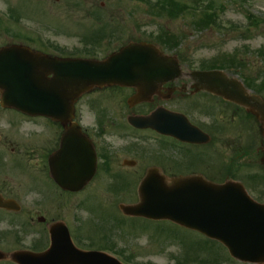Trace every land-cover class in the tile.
<instances>
[{"label": "rangeland", "instance_id": "374dc122", "mask_svg": "<svg viewBox=\"0 0 264 264\" xmlns=\"http://www.w3.org/2000/svg\"><path fill=\"white\" fill-rule=\"evenodd\" d=\"M170 1L174 3L171 4ZM183 1H187L188 4L193 2V0H149V2L146 0H0V13H7L14 20L20 21L17 28L5 24L0 26V46L22 43L51 55V51L43 49L51 45L57 47L65 56L89 58V52H84L90 51V55L101 59L131 42L157 41L170 55L178 49L177 54L182 59L181 64L186 73L192 70L234 66L237 72L230 73L231 76L241 80L239 74H242L247 79L256 81L254 87L257 90L264 91V0H194L197 3L194 4L196 8L214 10L215 15L212 16L209 24L207 19L210 17L198 18L192 16V12L176 14L179 6L184 7ZM156 4L164 5L168 13L159 6L155 9ZM130 95L129 90L120 89L85 96L79 102V108L83 107L82 123L92 131L98 130L100 122H106L104 118H100L98 110H104L107 120L123 124L122 121H126V116L131 110L138 112L142 108L127 107ZM96 103H99L98 109H95ZM174 108L187 116L190 115L199 124L202 123L201 111L204 107L200 104L180 102L176 103ZM12 118L21 117L15 112L0 109V147L19 154L0 155V177L4 172L11 173L10 177L13 180L9 177L7 184L8 189L11 188L15 195L21 194L27 200L41 199L39 195L44 193L42 185L39 179L34 178L40 175L39 172L42 173L40 171L44 165L42 157L47 156L41 155L43 149L48 153L55 150L60 132L51 129L48 133L35 123L34 125L23 123L18 130L24 136L21 137L23 139H19L8 132L14 130L12 124L15 122L9 121ZM224 124L226 131L221 134L222 138L215 139V142L221 145L225 172L230 171L228 169L232 162L237 165L242 164L244 172L238 174V180L247 186L255 200L264 203V183H259L262 178L260 176H255L253 180L249 178L250 173L262 175V172L259 169L255 170V165L249 164L248 159H241L244 152L251 150V144H245L242 137L243 128L239 126L238 118L231 119L230 114L225 113ZM35 132L38 136L42 134V137L32 138V133ZM107 135L114 142L118 134L111 131V134L107 133ZM144 146L153 154L158 149L153 141L146 142ZM187 151L180 152L181 155H185L187 164L202 167L205 159L197 152ZM0 154H2L1 150ZM111 158L112 170L118 172L115 183H112V178L107 176V172H100L83 192L64 195L53 191L56 192V196L51 195L48 198L49 208L52 206L55 208L57 202L64 205L66 217L69 215V210L72 211L73 207L75 210L76 207L75 214L78 216L79 224L71 228V232L81 244L94 251L106 247L121 249L127 258L133 260V264L145 262L188 264L189 259L192 261L189 264H249L232 259L227 250L217 242L169 221H153L122 215L115 203L117 205L138 203V186L146 173L142 165L153 161H150L148 155L140 154L111 155ZM124 159L137 161V167L123 166ZM171 162L178 167L174 161ZM181 175L186 176L191 173L174 172L172 176ZM40 177L42 178L41 175ZM252 181L258 185H254ZM1 182L0 179V184ZM45 183L43 187L46 192L53 189L50 184ZM110 183H112L111 190L116 194L108 188ZM29 184H33L40 194L25 193L24 190ZM43 195L45 197V194ZM42 212L43 210L40 213ZM1 223L0 234L10 233H7L8 237L5 236L3 240L0 238V251L5 254L22 250L24 246H31L34 242L43 239L40 225L28 228V231L24 232L22 227L9 225L5 221ZM15 234L21 238L20 242L14 243L11 239ZM0 264L12 263L1 261Z\"/></svg>", "mask_w": 264, "mask_h": 264}, {"label": "water", "instance_id": "95a60500", "mask_svg": "<svg viewBox=\"0 0 264 264\" xmlns=\"http://www.w3.org/2000/svg\"><path fill=\"white\" fill-rule=\"evenodd\" d=\"M3 52L0 51V56ZM4 55L17 58L12 63L15 75L0 77L3 103L62 122L72 119L75 101L95 88L135 87L141 91L138 99L146 100L153 92L154 83L165 81L169 74L174 78L180 72L174 57L165 56L156 47L145 43L131 44L102 62L50 59L22 47L7 49ZM3 65L9 70L10 63L0 61V69ZM231 84L224 81L225 94L242 103L238 92L227 90ZM171 116L170 120L183 119L180 115ZM155 118L156 115L151 119H137L134 124L141 127V124L155 122ZM69 133L64 135L57 155H73L75 144L72 138L76 137L81 141L80 144L76 142L77 160V155L89 152L90 146L77 130L76 136ZM186 133L181 129L174 131L180 138ZM55 158L50 160L52 176L64 189L79 191L94 176V166H87L83 171L77 163L76 168L82 172L76 170V176H61L54 167ZM140 196L139 205L123 208L126 214L173 220L222 242L240 261L264 264V206L253 202L241 185L216 186L200 177H189L174 180L171 186H167L152 170L141 185ZM3 258L4 255L0 254V259ZM11 259L18 264H118L106 256L78 250L62 257L51 251L40 255L15 253Z\"/></svg>", "mask_w": 264, "mask_h": 264}, {"label": "flooded vegetation", "instance_id": "af4514ba", "mask_svg": "<svg viewBox=\"0 0 264 264\" xmlns=\"http://www.w3.org/2000/svg\"><path fill=\"white\" fill-rule=\"evenodd\" d=\"M7 45L10 46L9 44ZM2 47L4 46H0V49ZM196 82L197 80L194 79L192 74H187L186 76H181L179 79L173 82L166 83L162 88L159 89L151 104L141 108V110H138V112L131 110V112L126 116V121H122L123 124L121 125L120 122L107 120L106 112L104 110H98L100 118H104L106 122H100V128L98 130H84V133L91 139L98 155L97 174L98 172H107V176L115 177L117 175L118 172H116L114 169L112 170L111 167V155L140 154L148 155V157H150V161H153L149 163L145 162L144 165H142V167L146 169L145 174H147V170L149 168L157 167L161 170L162 174L166 176H172L174 172H190L192 175L204 176L208 181L213 183L234 180L232 177H237V173L234 170V162H232L230 165L232 166V169H230V171L226 174L224 157L220 150L221 145H218L219 143H216L215 139L222 138L221 134L225 132L224 114H230L231 119L238 118L240 127L243 128L242 137H244L245 144H251V150L245 153H247V155H256L257 146L256 143L253 142L254 136L251 129H248L245 126L247 121L255 123V119H252L246 110H241V108L225 102L222 98L210 92L207 88V82H203V85L206 87L204 88L205 90H203L201 93L196 92ZM131 94H134V92L131 91ZM180 102H189L192 105L200 104L202 107H204V109L201 111V116H203L201 124H199L196 120H193L191 116L188 115V117H190L189 120L191 124L198 127L204 134L208 136L206 139L204 137L199 138L202 141V143L199 145L181 143L174 138L160 135L154 130H139L131 127L128 124V117L130 116H148L161 108L173 112H180L174 108L176 103ZM97 104L99 103L95 104V109H98ZM136 107H139V105L135 106L133 109H136ZM82 114L83 110L81 111V115ZM42 121L46 125H49L50 123L47 119H43ZM69 125L70 124H68V126ZM65 128L66 127L62 123L53 128L54 131L57 130L60 132L59 141L55 146V150L48 153L43 149V153L41 154L47 156L42 157L44 165L40 170L42 173L39 172V174L42 176V181L49 183L51 187H53L54 191L58 190V186L50 178L49 159L59 149L61 136L64 134ZM111 131L118 134L116 141L114 142L110 140L107 135V133L111 134ZM244 134L246 136H244ZM261 135L264 139L263 129H261ZM149 141H153L158 146V149L157 151L155 150L154 154L149 151V148L144 146V144ZM177 147L180 148V152L186 150H188L187 152L190 153L193 151L197 152L202 158L205 159V163L202 167H193L188 165L185 155H181V153L177 151ZM259 151L264 152V141L260 142ZM16 155L19 154L17 153ZM124 160L123 166L126 167V164L128 165L129 161L126 159ZM171 161H174L178 167ZM260 162L264 164V157L260 158ZM132 163L134 164L131 168L137 167L138 163ZM0 179L2 180L0 184V196L10 203V209L0 208V223L5 221L9 223V225H15L19 228L22 227L24 232H26L28 228H35L38 225L42 227V244H40V246H33V244H31V250H48L51 246V231H55L58 235L59 233L64 234V231H61V229L62 225L65 224L70 231L75 245L82 250L91 251L90 247L81 244L71 232V228H74L79 224L78 216L75 214L76 207L75 210L74 207L72 211L69 210V215L66 217L65 208L61 202H57L55 208L54 206L49 208V199L47 198L46 189L43 187V184H41L44 192L42 194L35 190L33 184H29L27 189L24 190L25 193L34 191L35 193L40 194L39 197L42 196L43 199L27 200L21 194L15 195V193H12L11 188L8 189L7 180H9V176L1 174ZM43 194H45V197ZM50 194L52 196H56L52 189ZM42 210L43 212L40 213ZM98 251L111 253L113 255L123 254L121 249L112 247L102 248Z\"/></svg>", "mask_w": 264, "mask_h": 264}, {"label": "trees", "instance_id": "16d2710c", "mask_svg": "<svg viewBox=\"0 0 264 264\" xmlns=\"http://www.w3.org/2000/svg\"><path fill=\"white\" fill-rule=\"evenodd\" d=\"M169 3H174L173 1H170ZM186 4V3H185ZM184 4V7H180L179 6V9H178V12L176 13V14H178V13H183V12H185V10L188 8V6L187 5H185ZM160 7L162 10H165V11H167V13H168V10H167V8L163 5H160V4H156V5H154V8L155 9H157V7ZM171 7V6H170ZM196 13L195 14H193L194 16H196V17H198V18H201L202 16H206V17H210V19H207L208 21H207V24H209V23H211V18H212V15H208V14H204V13H202V15L200 16V15H197V13H200L201 12V10L200 9H198V11H195ZM204 18V17H203Z\"/></svg>", "mask_w": 264, "mask_h": 264}]
</instances>
